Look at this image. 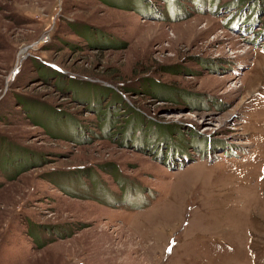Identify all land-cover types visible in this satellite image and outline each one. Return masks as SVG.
Wrapping results in <instances>:
<instances>
[{
	"label": "rangeland",
	"instance_id": "obj_1",
	"mask_svg": "<svg viewBox=\"0 0 264 264\" xmlns=\"http://www.w3.org/2000/svg\"><path fill=\"white\" fill-rule=\"evenodd\" d=\"M1 159L0 264H264V0H0Z\"/></svg>",
	"mask_w": 264,
	"mask_h": 264
},
{
	"label": "trees",
	"instance_id": "obj_2",
	"mask_svg": "<svg viewBox=\"0 0 264 264\" xmlns=\"http://www.w3.org/2000/svg\"><path fill=\"white\" fill-rule=\"evenodd\" d=\"M255 2H256V0H255ZM254 3V2H253ZM257 6H258V4H257ZM250 7V6H249ZM248 6H247V8H249ZM243 9V8H242ZM241 9V10H242ZM243 11V10H242ZM256 11V8H255V10H254V13H253V17H255V15L257 14V12H255ZM256 22V20L254 21V23ZM246 26H247V24H243V26H241V28H245L246 29ZM250 26H253L252 24H250ZM259 35H261V34H259ZM148 81V80H147ZM146 84H148V82H146ZM159 87V88H161L158 84L157 85H154V88H156V87ZM2 160V159H1ZM3 161L4 160H2V161H0V163L2 164L3 163ZM71 177V176H70ZM38 229V228H37Z\"/></svg>",
	"mask_w": 264,
	"mask_h": 264
}]
</instances>
